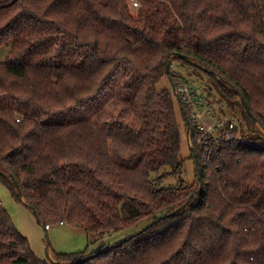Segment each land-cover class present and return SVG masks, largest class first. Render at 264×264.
<instances>
[{
    "label": "trees",
    "instance_id": "1",
    "mask_svg": "<svg viewBox=\"0 0 264 264\" xmlns=\"http://www.w3.org/2000/svg\"><path fill=\"white\" fill-rule=\"evenodd\" d=\"M140 2L0 0V48L12 42L0 61V180L23 201L12 174L46 225L135 231L43 259L0 198V264H264V0ZM172 56L210 73L221 96L211 101L241 105L247 122L215 148V173L195 134L196 180L158 187L184 167L176 96L157 87ZM114 92L129 106L112 103L101 120L133 128L134 164L114 158L98 120H48Z\"/></svg>",
    "mask_w": 264,
    "mask_h": 264
},
{
    "label": "rangeland",
    "instance_id": "2",
    "mask_svg": "<svg viewBox=\"0 0 264 264\" xmlns=\"http://www.w3.org/2000/svg\"><path fill=\"white\" fill-rule=\"evenodd\" d=\"M11 45L12 42L9 41L0 48V61L6 60L7 54L11 50ZM168 63L169 67L172 66V63L174 71L177 72L180 77L188 80L205 97L210 100H213V97H221L213 76L203 70L200 65L195 64L194 60L189 62L182 59H176L172 56ZM173 77L174 74L170 68V73L164 74L158 83V89H172ZM174 100L178 117L182 124V158L184 159V167L182 173L176 175L169 174L165 177L158 183V187L177 186L180 179H184V181L188 183H193L196 180V173L198 171H196L197 165L193 158V153L187 143V130L185 131V120L181 113V105L177 97ZM115 102H122L129 106V101L126 98L117 97L114 92L113 96L98 108L93 107L89 111L85 110L81 113H75L73 116H67L65 113L59 112L53 114L48 120L51 122H64L79 118L98 120L107 132L110 149L112 150L114 158L120 163L134 164L139 158L140 152L136 132L133 128H125V126L119 121L118 117L110 121L101 120V112ZM214 105L225 115L231 117L243 131V126H245L247 118L245 110L241 105L238 107L234 106L230 101H223L220 102V104L214 101ZM127 111H129V108ZM22 117L23 115L17 114L18 121H20ZM259 145L264 146V139L260 141ZM191 146L194 149V146ZM171 170V168H168V172ZM0 198L7 211L11 214L18 229L28 237L34 251L43 259H54L55 252H77L86 249L92 252L97 251L104 244L108 247L116 244L121 245V242L135 232L134 229H126L120 232L100 235L97 232L70 225L66 221L50 223L49 228H46V224L41 220L39 221L37 214L30 207L29 203L26 202V200L20 201L13 196L11 190L1 180Z\"/></svg>",
    "mask_w": 264,
    "mask_h": 264
},
{
    "label": "built area",
    "instance_id": "3",
    "mask_svg": "<svg viewBox=\"0 0 264 264\" xmlns=\"http://www.w3.org/2000/svg\"><path fill=\"white\" fill-rule=\"evenodd\" d=\"M134 7L140 6V0H131ZM171 71H173L174 95L180 100L182 107L186 112V133L189 145L194 146L193 135H197V142L201 150H203V166L211 167L212 173H215L217 167L213 165V153L215 148L222 142L229 141L234 138L233 130L236 122L222 113L214 103L201 92L197 90L188 80L180 77L174 71L171 63ZM49 228V225H46Z\"/></svg>",
    "mask_w": 264,
    "mask_h": 264
},
{
    "label": "water",
    "instance_id": "4",
    "mask_svg": "<svg viewBox=\"0 0 264 264\" xmlns=\"http://www.w3.org/2000/svg\"><path fill=\"white\" fill-rule=\"evenodd\" d=\"M186 58H188V59H190L189 57H186ZM190 60H192V59H190ZM166 71L167 72H170V68H169V63L167 62V65H166ZM246 106L248 107V105L246 104ZM193 149V148H192ZM193 152H194V149H193ZM194 158H195V162H196V165H197V170L199 171V165H198V163H197V157H196V155L194 154ZM8 176L9 177H11L12 179H13V181H14V183L16 184V186H17V188H18V193H19V195H20V197L22 198V200L23 201H25L26 199L24 198V196H23V193H22V190H21V188H20V185L18 184V182L15 180V178H14V176L12 175V174H8ZM202 189V187H200L199 188V190L198 191H200ZM198 191H196L195 193H193L189 198H188V200L186 201V203H188L189 201H190V199L198 192ZM27 202V201H26ZM185 203V204H186ZM184 204V205H185ZM29 205H30V207L34 210V208H33V206L29 203ZM183 205V206H184ZM182 206V207H183ZM181 208V207H180ZM179 208V209H180ZM34 212H35V210H34ZM175 211H172V212H170V213H167V214H165V215H163V216H161L160 218H163V217H166V216H168V215H170V214H172V213H174ZM36 213V212H35ZM160 218H158V219H160ZM39 219V218H38ZM39 221H40V219H39ZM90 256H92V255H90Z\"/></svg>",
    "mask_w": 264,
    "mask_h": 264
}]
</instances>
